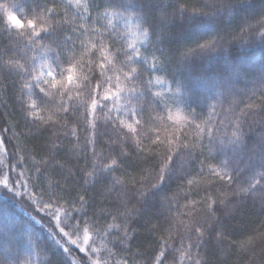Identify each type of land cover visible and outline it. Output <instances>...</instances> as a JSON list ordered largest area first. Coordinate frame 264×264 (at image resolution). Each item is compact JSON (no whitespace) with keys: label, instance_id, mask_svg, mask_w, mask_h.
I'll use <instances>...</instances> for the list:
<instances>
[{"label":"snow or ice","instance_id":"obj_1","mask_svg":"<svg viewBox=\"0 0 264 264\" xmlns=\"http://www.w3.org/2000/svg\"><path fill=\"white\" fill-rule=\"evenodd\" d=\"M257 4L0 2V41H8L0 47V81L18 90L17 114L28 134L48 133L40 149L16 163L0 139L7 156L0 161V187L44 213L52 241H39L23 226L0 230V264H37L36 256L42 264H227L221 256L237 241L226 221L249 197L261 219L242 251L257 241L264 245V61L253 76L242 60L246 53L230 47L257 38L264 44V5L256 16L240 15ZM238 19L239 33L230 34ZM178 25L185 32L202 25L211 30L199 35L195 48L173 56L160 45L175 39ZM142 45L151 51L142 52ZM214 56L220 57L216 67L203 70ZM197 77L208 80L215 94L196 95ZM166 80L164 92L153 91ZM241 94L250 102L237 112ZM18 126H6L0 135ZM196 162L199 183L189 171ZM21 163L28 166L13 178ZM173 181L185 193L183 205L169 193ZM193 193L200 198L190 199ZM141 224L156 239L133 251Z\"/></svg>","mask_w":264,"mask_h":264},{"label":"trees","instance_id":"obj_2","mask_svg":"<svg viewBox=\"0 0 264 264\" xmlns=\"http://www.w3.org/2000/svg\"><path fill=\"white\" fill-rule=\"evenodd\" d=\"M0 2H5V0H0ZM165 3H172L174 0H164ZM192 2H204V0H192ZM259 5H264V0H258L257 7L253 9L244 8L242 9L240 15L242 17H250L256 16L260 13L261 8ZM0 17H2V13H0ZM255 23V21H251ZM114 23H118L121 28H124L122 21H114ZM239 19L232 22L231 27L227 29V31L231 34L232 32L239 33ZM211 30V26L202 25L194 31L185 32L182 31L180 26L178 25L174 31L177 33L175 39H165L164 44L160 45L161 51L166 52L169 55L178 56L181 51L187 52L189 48H195V40L199 37V35L208 33ZM7 40L0 41V47L4 44H7ZM137 43H139L137 41ZM141 51H144L145 47L149 48L151 51L150 45H142ZM230 47L235 48L237 53H246V55L242 56L243 63L252 69L251 75H255V71H258L262 66V61H264V44H261L259 39H255L253 43L249 45H242L241 42H236ZM30 55H35V53H30ZM155 55L159 57L160 53L156 52ZM145 56L148 59L149 65L153 63L152 56L148 53H145ZM220 61L219 56H214L212 59L207 60L202 65L203 70L214 69L218 62ZM37 63H40L38 60ZM159 74L158 72H154V75ZM146 75V74H145ZM170 82L165 81L163 86L155 85L153 91H161L164 92L169 87ZM248 88H251V84L247 85ZM192 91L196 95H206L211 97L215 94V90L210 84V82L201 77H197L193 80ZM18 90L13 88L11 82L0 81V132L6 127L13 124H16L19 121V126L12 128V131L4 133L0 135V139H4L7 144V153L14 154L13 163H16V160L20 155L31 154L33 149H40L46 140L48 133L44 135H29L28 128L23 123L20 116L17 114L18 102H17ZM259 95V94H257ZM167 100V95L165 96ZM195 99V98H193ZM240 99L244 101V103L239 104V107L236 108V111L239 112L244 108L246 103H249L248 95L241 94ZM210 103L213 101H209ZM259 101H257L258 103ZM169 108L171 111L175 112L176 105L172 101H168ZM224 108H227V104L223 105ZM218 111L220 109L218 108ZM206 118V113H205ZM220 118H223L222 116ZM258 118V117H257ZM251 119V118H250ZM192 135L195 133L189 129L188 130ZM13 133H16V139H11ZM254 135V134H253ZM103 137H101V143L104 142ZM27 140V143L24 141ZM67 142L65 141V144ZM39 157H37L38 159ZM7 159V156L4 153H0V161H4ZM32 161H29V165ZM210 163L215 164L216 161L212 160ZM24 163H21L12 173L13 178L18 175L22 168L27 167ZM200 165L199 162H196L194 167L190 168L191 178L199 183V177L196 175V172L199 171ZM131 172V169H129ZM25 175H30V173L25 172ZM139 179V175L136 176ZM178 181H173L169 184L168 190L169 193H177L178 194V204L183 205L186 201L183 199L184 192L181 191L178 187ZM194 187V186H193ZM185 190H187L188 185L185 183ZM257 202L259 194H256ZM200 197L193 195L190 199H199ZM253 198L249 197L247 200V204L242 206L240 211L230 220L226 221L228 228L231 229L232 235L230 237L231 240L237 241L236 247L228 250V253L221 256V259L226 260L227 264H262L264 262V245H261L259 241H257V246L254 249H251L245 254L243 249L248 246V238L252 235V230L259 227L260 224V214L258 212V208L253 206L252 203ZM183 211L182 208L179 209ZM44 216L43 212H39L37 210V206L30 205L27 201V198L22 201L18 197H13L11 193H8L6 189L0 187V230H13L18 226H23L25 232L31 233L35 238L39 241H47L48 243H52L49 237V225L47 222V218L41 219ZM156 221H153L155 223ZM55 222L53 221V226ZM165 228L168 225H164ZM156 235H159L157 233ZM167 235V233H164ZM147 237V238H145ZM156 239V236H147L145 226L143 224L138 226V236L135 241H133V251H135L138 247L143 250L150 246V241ZM31 249H25V255ZM223 249H220L219 252H223ZM218 252V254H219ZM37 260V264H42L43 257L36 256L34 257Z\"/></svg>","mask_w":264,"mask_h":264}]
</instances>
